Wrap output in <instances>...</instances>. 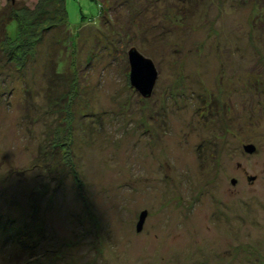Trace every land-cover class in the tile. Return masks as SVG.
I'll list each match as a JSON object with an SVG mask.
<instances>
[{
    "label": "rangeland",
    "instance_id": "obj_1",
    "mask_svg": "<svg viewBox=\"0 0 264 264\" xmlns=\"http://www.w3.org/2000/svg\"><path fill=\"white\" fill-rule=\"evenodd\" d=\"M104 2L0 0V264H264V0Z\"/></svg>",
    "mask_w": 264,
    "mask_h": 264
},
{
    "label": "trees",
    "instance_id": "obj_2",
    "mask_svg": "<svg viewBox=\"0 0 264 264\" xmlns=\"http://www.w3.org/2000/svg\"><path fill=\"white\" fill-rule=\"evenodd\" d=\"M42 1H43L42 3L43 5L38 9V13H37L38 17L34 22H32V24L26 25L24 23V21L21 18L22 16L20 15V12L22 10L20 11L13 10V12L9 14L10 19L8 24L6 25L8 27L4 26V35L7 36V34H9V36L6 37L9 41L13 40V36L11 32L14 30L13 28H15L16 24L17 26L18 24L21 25V27L25 25L26 26L25 29L27 31L30 30V34H32V36L34 37L33 40L37 44L38 43L41 44L43 42L42 40L44 39L45 34L51 30L58 29L61 27L67 28L68 30L72 29L69 23L67 0H45V1L42 0ZM106 1L107 0H105L104 3H106ZM50 6H52L53 8L52 11L46 8V7L49 8ZM25 37L26 35L23 38Z\"/></svg>",
    "mask_w": 264,
    "mask_h": 264
},
{
    "label": "water",
    "instance_id": "obj_3",
    "mask_svg": "<svg viewBox=\"0 0 264 264\" xmlns=\"http://www.w3.org/2000/svg\"><path fill=\"white\" fill-rule=\"evenodd\" d=\"M128 59L131 67V86L140 93L143 99H150L154 94L156 82L159 76L154 62L151 59L143 56L136 48H132L128 52ZM245 151L253 154L256 152V147L253 145H248L245 147ZM233 185H236L235 180L233 181ZM146 217L147 212L144 211L140 216V221L138 224L139 231L142 230Z\"/></svg>",
    "mask_w": 264,
    "mask_h": 264
}]
</instances>
